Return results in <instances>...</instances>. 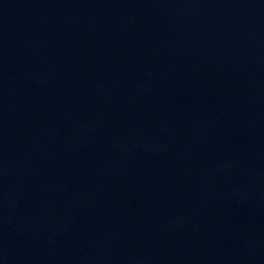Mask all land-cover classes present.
<instances>
[{
	"label": "water",
	"instance_id": "water-1",
	"mask_svg": "<svg viewBox=\"0 0 264 264\" xmlns=\"http://www.w3.org/2000/svg\"><path fill=\"white\" fill-rule=\"evenodd\" d=\"M0 264H264V0H0Z\"/></svg>",
	"mask_w": 264,
	"mask_h": 264
}]
</instances>
